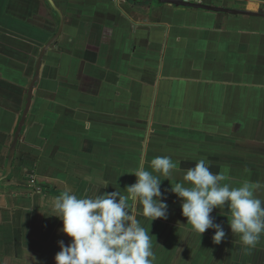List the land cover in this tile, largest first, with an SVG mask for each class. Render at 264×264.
Listing matches in <instances>:
<instances>
[{"label": "crops", "instance_id": "1", "mask_svg": "<svg viewBox=\"0 0 264 264\" xmlns=\"http://www.w3.org/2000/svg\"><path fill=\"white\" fill-rule=\"evenodd\" d=\"M158 156L168 217L135 212L154 264H264L226 207L215 244L170 191L205 158L264 199V0H0V264H55V198L123 193Z\"/></svg>", "mask_w": 264, "mask_h": 264}, {"label": "clouds", "instance_id": "2", "mask_svg": "<svg viewBox=\"0 0 264 264\" xmlns=\"http://www.w3.org/2000/svg\"><path fill=\"white\" fill-rule=\"evenodd\" d=\"M150 167L159 175L141 167L129 172L136 182L124 192L115 190L96 196L78 197L71 188L57 196L53 203L54 216L63 222L59 230L70 238L65 245L58 241L60 251L54 257L55 264H154L155 254L149 231L136 218L141 215L155 219H167L168 205L161 191L160 176L165 179L177 168L170 156H158ZM188 185L177 182L170 191L182 201L181 214L187 218L192 230L203 234L214 229L215 244L225 238L221 224L214 223L211 213L225 207L229 211L228 224L246 250L254 249L264 237V199L255 195L258 185L245 181L232 186L224 172L210 171V162L201 158L184 174ZM109 184L104 183V189ZM168 191V190H165Z\"/></svg>", "mask_w": 264, "mask_h": 264}, {"label": "built area", "instance_id": "3", "mask_svg": "<svg viewBox=\"0 0 264 264\" xmlns=\"http://www.w3.org/2000/svg\"><path fill=\"white\" fill-rule=\"evenodd\" d=\"M31 182L33 183V180H31Z\"/></svg>", "mask_w": 264, "mask_h": 264}]
</instances>
